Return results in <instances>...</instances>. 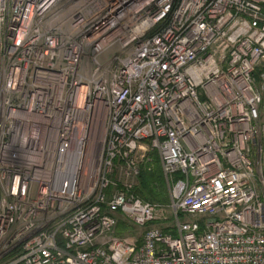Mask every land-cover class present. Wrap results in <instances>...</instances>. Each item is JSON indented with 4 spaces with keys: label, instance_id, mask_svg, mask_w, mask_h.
Masks as SVG:
<instances>
[{
    "label": "built area",
    "instance_id": "1",
    "mask_svg": "<svg viewBox=\"0 0 264 264\" xmlns=\"http://www.w3.org/2000/svg\"><path fill=\"white\" fill-rule=\"evenodd\" d=\"M263 92L264 0H0V264H264Z\"/></svg>",
    "mask_w": 264,
    "mask_h": 264
},
{
    "label": "trees",
    "instance_id": "2",
    "mask_svg": "<svg viewBox=\"0 0 264 264\" xmlns=\"http://www.w3.org/2000/svg\"><path fill=\"white\" fill-rule=\"evenodd\" d=\"M261 72V71H260ZM260 72L256 73L258 79ZM167 187L162 175L159 158L156 153H152L150 162L142 165L139 169L138 186L134 189V195L143 202L158 205H167ZM126 227L120 223L117 227V236H121Z\"/></svg>",
    "mask_w": 264,
    "mask_h": 264
},
{
    "label": "rangeland",
    "instance_id": "3",
    "mask_svg": "<svg viewBox=\"0 0 264 264\" xmlns=\"http://www.w3.org/2000/svg\"><path fill=\"white\" fill-rule=\"evenodd\" d=\"M260 73H262V72H260ZM259 81H261L260 78H259ZM262 99L264 100V92H263V95H262ZM263 103H264V101H263ZM254 157H256V156H254ZM255 159H256V162H257L256 166H255L256 169H257V176H258L259 180L261 181V185L259 186V191L258 192H259V195H260V197H261V199H262V201L264 203V165H263L264 163H262L263 160H264V151H261V152L257 153V157ZM167 198L169 199L168 190H167Z\"/></svg>",
    "mask_w": 264,
    "mask_h": 264
},
{
    "label": "crops",
    "instance_id": "4",
    "mask_svg": "<svg viewBox=\"0 0 264 264\" xmlns=\"http://www.w3.org/2000/svg\"><path fill=\"white\" fill-rule=\"evenodd\" d=\"M261 151H264V138L262 139V141H261ZM262 163H264V160H263V162ZM264 165V164H263Z\"/></svg>",
    "mask_w": 264,
    "mask_h": 264
}]
</instances>
